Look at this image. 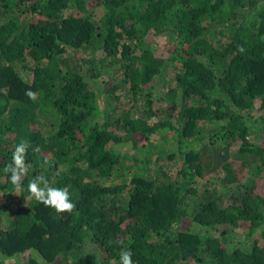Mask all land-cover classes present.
<instances>
[{
    "label": "trees",
    "instance_id": "1",
    "mask_svg": "<svg viewBox=\"0 0 264 264\" xmlns=\"http://www.w3.org/2000/svg\"><path fill=\"white\" fill-rule=\"evenodd\" d=\"M261 138L264 0H0V264H264Z\"/></svg>",
    "mask_w": 264,
    "mask_h": 264
},
{
    "label": "clouds",
    "instance_id": "2",
    "mask_svg": "<svg viewBox=\"0 0 264 264\" xmlns=\"http://www.w3.org/2000/svg\"><path fill=\"white\" fill-rule=\"evenodd\" d=\"M237 51L243 54L246 50L243 45H237ZM25 94L31 100L37 99V94L31 90H27ZM30 147H32L33 152L39 153L41 151L40 146H32L29 141L22 139L14 146L11 162L3 167V172L8 180L18 189L23 178L29 173L30 165L26 163L25 156ZM45 163H47V160H45ZM27 191L31 198L46 207L54 209L56 213H71L75 209V204L72 202L68 189L53 186L44 175L32 177L28 182ZM116 243L123 245L124 241L120 240ZM130 243L131 240L129 239ZM119 264H133L130 247L125 246L120 250Z\"/></svg>",
    "mask_w": 264,
    "mask_h": 264
},
{
    "label": "rangeland",
    "instance_id": "3",
    "mask_svg": "<svg viewBox=\"0 0 264 264\" xmlns=\"http://www.w3.org/2000/svg\"><path fill=\"white\" fill-rule=\"evenodd\" d=\"M159 52H161V51H159ZM162 52H163V50H162ZM160 54H162V53H160ZM163 54H166V53L164 52ZM169 76H170V72L168 71V72L166 73V76H165L164 81H166V79L169 78ZM157 83H158L157 86L161 88V87H162V86H161V85H162L161 81L158 80ZM165 83H166V82H165ZM152 120H153V119H152ZM152 120H151V121H152ZM260 142H261V144H264V139L261 138V139H260ZM262 177L264 178V175H263Z\"/></svg>",
    "mask_w": 264,
    "mask_h": 264
}]
</instances>
